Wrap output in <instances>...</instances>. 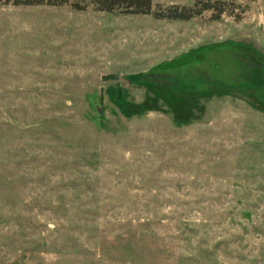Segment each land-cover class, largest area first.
Masks as SVG:
<instances>
[{"label":"rangeland","instance_id":"rangeland-1","mask_svg":"<svg viewBox=\"0 0 264 264\" xmlns=\"http://www.w3.org/2000/svg\"><path fill=\"white\" fill-rule=\"evenodd\" d=\"M73 3H0V264H264V0Z\"/></svg>","mask_w":264,"mask_h":264},{"label":"trees","instance_id":"trees-1","mask_svg":"<svg viewBox=\"0 0 264 264\" xmlns=\"http://www.w3.org/2000/svg\"><path fill=\"white\" fill-rule=\"evenodd\" d=\"M71 0H0L5 5L16 7L26 6H50L58 7L68 5ZM154 0H89L88 3L81 0H75L72 7L75 10L84 11L89 5L93 6L99 12L131 15H151L157 20L190 21L196 17L202 16L205 12H213L212 20L219 21L227 13L223 0H196L193 7L172 6L167 9L158 7L154 9ZM229 1V0H227ZM235 4L236 0H230Z\"/></svg>","mask_w":264,"mask_h":264}]
</instances>
